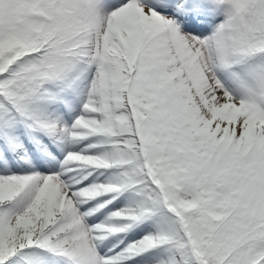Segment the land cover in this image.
<instances>
[{"label": "snow or ice", "instance_id": "1", "mask_svg": "<svg viewBox=\"0 0 264 264\" xmlns=\"http://www.w3.org/2000/svg\"><path fill=\"white\" fill-rule=\"evenodd\" d=\"M0 264H264V0H0Z\"/></svg>", "mask_w": 264, "mask_h": 264}]
</instances>
